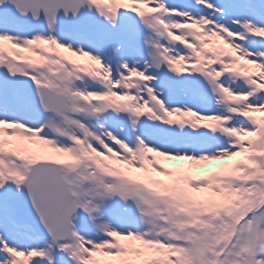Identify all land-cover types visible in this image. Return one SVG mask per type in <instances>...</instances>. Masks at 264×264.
I'll return each mask as SVG.
<instances>
[{
	"label": "snow or ice",
	"instance_id": "snow-or-ice-1",
	"mask_svg": "<svg viewBox=\"0 0 264 264\" xmlns=\"http://www.w3.org/2000/svg\"><path fill=\"white\" fill-rule=\"evenodd\" d=\"M0 264H264V0H0Z\"/></svg>",
	"mask_w": 264,
	"mask_h": 264
},
{
	"label": "rangeland",
	"instance_id": "rangeland-1",
	"mask_svg": "<svg viewBox=\"0 0 264 264\" xmlns=\"http://www.w3.org/2000/svg\"><path fill=\"white\" fill-rule=\"evenodd\" d=\"M197 172H206L208 171L207 168H200V169H196Z\"/></svg>",
	"mask_w": 264,
	"mask_h": 264
}]
</instances>
